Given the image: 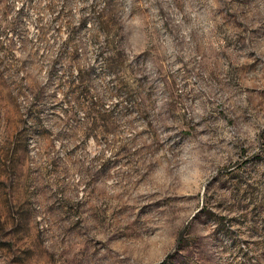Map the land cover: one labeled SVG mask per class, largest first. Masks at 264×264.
<instances>
[{
    "label": "rangeland",
    "instance_id": "rangeland-1",
    "mask_svg": "<svg viewBox=\"0 0 264 264\" xmlns=\"http://www.w3.org/2000/svg\"><path fill=\"white\" fill-rule=\"evenodd\" d=\"M0 264H264V0H0Z\"/></svg>",
    "mask_w": 264,
    "mask_h": 264
}]
</instances>
